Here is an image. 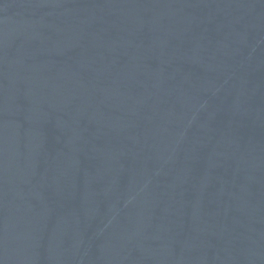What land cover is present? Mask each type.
Instances as JSON below:
<instances>
[{
	"label": "water",
	"instance_id": "1",
	"mask_svg": "<svg viewBox=\"0 0 264 264\" xmlns=\"http://www.w3.org/2000/svg\"><path fill=\"white\" fill-rule=\"evenodd\" d=\"M0 264H264V0H0Z\"/></svg>",
	"mask_w": 264,
	"mask_h": 264
}]
</instances>
